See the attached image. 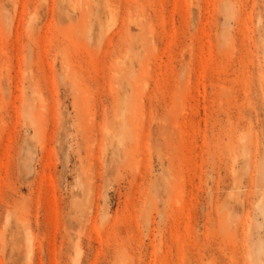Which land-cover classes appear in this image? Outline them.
<instances>
[{"label":"rangeland","instance_id":"rangeland-1","mask_svg":"<svg viewBox=\"0 0 264 264\" xmlns=\"http://www.w3.org/2000/svg\"><path fill=\"white\" fill-rule=\"evenodd\" d=\"M0 264H264V0H0Z\"/></svg>","mask_w":264,"mask_h":264}]
</instances>
